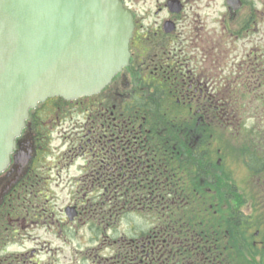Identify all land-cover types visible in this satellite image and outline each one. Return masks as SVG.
<instances>
[{
	"label": "flooded vegetation",
	"instance_id": "af4514ba",
	"mask_svg": "<svg viewBox=\"0 0 264 264\" xmlns=\"http://www.w3.org/2000/svg\"><path fill=\"white\" fill-rule=\"evenodd\" d=\"M123 2L135 16L129 66L100 94L49 99L31 115L15 151L29 155L27 165L21 171L25 159L13 160L12 173L0 175V213L7 212L1 227L8 232L23 219L13 214L21 193L27 202L36 186L50 180L39 173L55 168L56 187H77L65 218L111 222L114 233L99 252L104 256L96 254L92 264H264V134L251 135L236 156L228 150L232 143L240 150L247 136L239 133L245 107L226 98L224 76L229 68L240 92L254 94L255 103L263 99L264 38H250L249 53L228 64L224 40L231 33L225 24L220 35L211 32L197 0H145L148 9ZM253 23L232 36H250L259 27ZM70 114L78 133L65 138L67 151L58 162L76 148L79 165L67 173V164L40 170L43 158L55 160L50 146L43 151L40 118L46 116L50 128L59 118L65 124ZM49 136L51 131L48 145ZM241 168L251 176L245 187ZM247 189L254 199L245 196ZM26 216L28 221L31 214Z\"/></svg>",
	"mask_w": 264,
	"mask_h": 264
},
{
	"label": "water",
	"instance_id": "95a60500",
	"mask_svg": "<svg viewBox=\"0 0 264 264\" xmlns=\"http://www.w3.org/2000/svg\"><path fill=\"white\" fill-rule=\"evenodd\" d=\"M133 30L121 0H0V173L30 110L101 92L129 65Z\"/></svg>",
	"mask_w": 264,
	"mask_h": 264
},
{
	"label": "rangeland",
	"instance_id": "374dc122",
	"mask_svg": "<svg viewBox=\"0 0 264 264\" xmlns=\"http://www.w3.org/2000/svg\"><path fill=\"white\" fill-rule=\"evenodd\" d=\"M133 1L136 2L138 8L144 7L143 9H148L146 3L151 2L154 4L155 2V0H147L146 3L145 0ZM241 3L242 9L235 17L230 16L226 0H197L195 3V6L201 9L199 14L205 19L206 26L211 32L217 31L220 35L222 24H225V31L231 33V38L227 36L224 40L227 49L226 55L228 57V64L233 63L236 60L235 57L238 55L242 59L244 55L249 53L254 44V41H251L253 37H258L261 40L264 38V15H262L264 12V0H241ZM253 22H258L259 24V27H255V30L258 32L257 35H253L255 31L253 30L250 31V36L247 35V32L244 35H240L239 38L232 36V34H236L234 32L237 29L240 27L242 28V26L249 27L250 25H254ZM239 31L242 33L245 32L243 29ZM259 32L261 33L259 34ZM262 45L264 47L263 43L260 44L259 47H262ZM224 74L223 75L228 80L225 86L226 95L232 96L245 107L241 109L244 118L239 133L248 136L251 134L259 135L260 131H262L261 134H264V98L257 100V103H255L256 100L252 102V96L254 94L240 92V87L233 82L234 75L236 74L230 72L229 68H226ZM120 81L121 80H119V82ZM119 82L118 86L121 84ZM242 88L243 86L241 89ZM46 118V116L40 118L39 125L47 141V135H49L51 131V136H49V142H51V144L48 145L47 141H43L41 144L43 145V151H47L50 146L51 151H48V153L55 156V160H53V158L52 160L43 158L39 169L41 170L42 166L45 164L50 167H54L58 164H67V167L63 169V173H67L72 168L70 165L75 166V168L72 169V172H74L79 165V161H77L78 157L74 159L73 157L75 155H80L79 150L77 151L76 148H74L73 153L65 159L62 157L59 162L58 158L61 157V152L64 153L67 151V148L64 147V145L67 144L65 138H69L78 133L76 126L72 127V124H70L71 121L73 123L72 118H76V116L70 114L65 124L60 123L62 120L59 118L57 121H54V125H51L50 128H48ZM245 126L247 127L248 135L244 133ZM254 128H256V131L252 133L251 131ZM234 133L238 134L236 131H234ZM247 140H249V137H246V139L242 138L240 150L239 145L235 146L234 149L231 148L233 143L231 146H228L230 147L228 150H233V156L238 155V153L242 152L244 146L249 145ZM247 151H250V149H247ZM19 157L24 158L23 155H19ZM234 167H232V169L236 171V167L235 169ZM11 169L7 171L10 174L13 171V167ZM43 173H47L50 178L48 183H46L47 185L42 184L40 188L36 186L38 189H34V193L28 195L27 202L25 201L27 195H25V192H22L17 201L18 205L13 206V214L16 218L19 216L15 214H23L25 217L27 213L28 215L30 213L31 217L28 221L23 217V219L13 223L12 229L10 227L8 232L1 234L0 259L4 260L2 263L0 261V264H92L96 254H98V256L100 254L104 256L103 253L99 252L105 250V237L114 233V230H111V228L107 226V224L111 222H94L86 218H84L83 221H69V219L65 218L63 212L72 201L74 194H76L77 187L65 188L60 184L56 187V183H60V180L57 182L59 175L55 168L53 170L40 172L39 174L41 175ZM72 175H74V173H72ZM233 175H235V173H233ZM238 175L243 183V187L249 185L251 176L245 168H241ZM50 182L51 185H49ZM243 191L244 190H242V192ZM244 192L247 198H253V193L249 191V189ZM29 200H31L34 208L30 206L31 204H28ZM83 209L85 213L89 214L90 211L86 210L84 207ZM263 209L264 206H261V211ZM261 214L264 215L262 212ZM86 215L87 214L84 216ZM1 220L2 224L7 226L8 222L6 218ZM116 229L119 230L117 233L123 231L121 219H119ZM93 237L97 239L92 240Z\"/></svg>",
	"mask_w": 264,
	"mask_h": 264
},
{
	"label": "trees",
	"instance_id": "16d2710c",
	"mask_svg": "<svg viewBox=\"0 0 264 264\" xmlns=\"http://www.w3.org/2000/svg\"><path fill=\"white\" fill-rule=\"evenodd\" d=\"M227 97H230L229 95H226V98ZM232 97V96H231ZM264 123V122H263ZM260 133H262V131H260ZM263 133H264V129H263ZM249 157H250V154H249ZM251 166V165H250ZM259 166H261L262 167V165H260L259 164ZM263 166H264V163H263ZM259 169H261V170H258V172H262V170H263V168H259ZM10 203L11 204H13V200H11L10 201ZM7 215V212H3V213H0V217H2V216H6ZM5 233V227H0V236H1V234H4Z\"/></svg>",
	"mask_w": 264,
	"mask_h": 264
}]
</instances>
